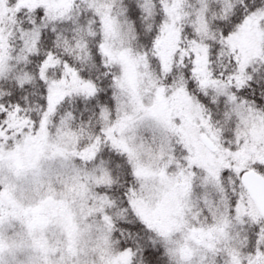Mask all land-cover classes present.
Returning a JSON list of instances; mask_svg holds the SVG:
<instances>
[{
	"label": "snow or ice",
	"instance_id": "snow-or-ice-1",
	"mask_svg": "<svg viewBox=\"0 0 264 264\" xmlns=\"http://www.w3.org/2000/svg\"><path fill=\"white\" fill-rule=\"evenodd\" d=\"M0 264H264V0H0Z\"/></svg>",
	"mask_w": 264,
	"mask_h": 264
}]
</instances>
